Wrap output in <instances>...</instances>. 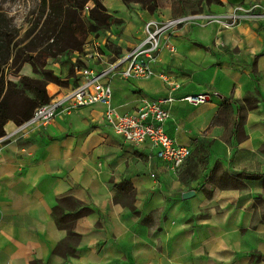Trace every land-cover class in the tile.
Returning a JSON list of instances; mask_svg holds the SVG:
<instances>
[{
	"label": "crops",
	"instance_id": "1",
	"mask_svg": "<svg viewBox=\"0 0 264 264\" xmlns=\"http://www.w3.org/2000/svg\"><path fill=\"white\" fill-rule=\"evenodd\" d=\"M121 1L116 12L102 0L120 19L105 29L116 50L101 37L107 61L136 44L150 16L220 12L238 2L264 9V0H177L178 7L157 2L153 11ZM153 68L149 77L113 75L111 104L132 112L141 95L171 97L162 102L170 112L163 126L189 146L184 163L174 170L147 140L125 141L101 120L98 102L6 138L0 264H264V20L225 29L183 23L160 46ZM18 75L35 73L25 62ZM72 85L49 81L46 91L53 97ZM196 93L209 97L182 99ZM14 125L6 121L5 132ZM187 190L193 194L184 197ZM68 198L90 208L73 222L76 241L52 212L57 204L61 214L80 207Z\"/></svg>",
	"mask_w": 264,
	"mask_h": 264
},
{
	"label": "built area",
	"instance_id": "2",
	"mask_svg": "<svg viewBox=\"0 0 264 264\" xmlns=\"http://www.w3.org/2000/svg\"><path fill=\"white\" fill-rule=\"evenodd\" d=\"M90 5L85 4L81 10L86 14ZM264 20V9L257 2H238L230 8L216 12L205 9L192 10L168 17L150 16L144 19L139 40L125 53L112 61L104 60V51L92 44L84 46L90 50L86 54L85 63L75 66V83L63 92L51 97L48 101L35 105L31 114L21 122L15 123L10 131L0 135V149L8 137L25 135L49 122L58 114L70 113L79 106L102 103L101 120L125 141L139 143L147 140L155 154L164 160L169 167L177 169L190 154L189 146L177 143L164 130V122L169 117V110L162 105L164 99H150L139 96L138 107L132 112H121L111 104L110 78L120 77H149L156 74L153 63L157 59V51L166 44L169 33L183 23L208 24L217 23L219 29L234 26L240 21ZM94 44V42H93ZM223 45V42H220ZM173 50L172 46H169ZM207 93L187 94L182 97L192 104L206 101ZM153 175V173H152Z\"/></svg>",
	"mask_w": 264,
	"mask_h": 264
},
{
	"label": "trees",
	"instance_id": "3",
	"mask_svg": "<svg viewBox=\"0 0 264 264\" xmlns=\"http://www.w3.org/2000/svg\"><path fill=\"white\" fill-rule=\"evenodd\" d=\"M130 1H138L150 11L158 5L156 0H123L125 4ZM89 2L92 5L82 15L81 10ZM197 9L202 7L192 10ZM119 22L120 19L107 10L102 0H41L37 16L19 34V28L11 18L0 11V135L5 132L6 121L21 122L31 114L35 105L51 98L46 91L47 82L65 84L57 72L47 67L49 58L55 59L68 51H81L90 30L98 32ZM25 62L31 64L35 76L18 75ZM72 82L74 84L75 80ZM68 201L74 207L81 204L74 198H68ZM89 210V207L80 205L77 210L61 214L57 204L52 212L57 223L66 227L69 236L76 241L73 222Z\"/></svg>",
	"mask_w": 264,
	"mask_h": 264
},
{
	"label": "rangeland",
	"instance_id": "4",
	"mask_svg": "<svg viewBox=\"0 0 264 264\" xmlns=\"http://www.w3.org/2000/svg\"><path fill=\"white\" fill-rule=\"evenodd\" d=\"M156 1L158 3L171 4L172 7H178L179 5L177 0ZM105 2L107 5L110 6L111 9L115 10L116 12L121 10V0H105ZM40 4L41 0H0V11L6 14L7 17L11 18V21L15 24V27L19 28V34H21L23 30L29 26L30 22L37 16L38 11L40 10ZM89 5L91 6L92 2H89ZM118 32H120V30H118ZM102 36L106 37H104V44L108 41L107 45L111 49L116 50V48L108 40L110 38V34H108L105 29L97 33H94L90 30L83 46L87 44H92L94 47L100 49L101 47L99 45L101 44ZM89 52L90 50L84 49L79 52H65L61 55H58L55 59L49 58L47 61V67L52 68L62 77L65 83H67L68 81L76 79L75 66L84 64L86 54H88ZM8 72H10L9 69ZM9 75L15 79L17 78V76L11 74Z\"/></svg>",
	"mask_w": 264,
	"mask_h": 264
},
{
	"label": "water",
	"instance_id": "5",
	"mask_svg": "<svg viewBox=\"0 0 264 264\" xmlns=\"http://www.w3.org/2000/svg\"><path fill=\"white\" fill-rule=\"evenodd\" d=\"M191 194H193V190H187V191H185V192L182 193V195L184 197L190 196Z\"/></svg>",
	"mask_w": 264,
	"mask_h": 264
}]
</instances>
